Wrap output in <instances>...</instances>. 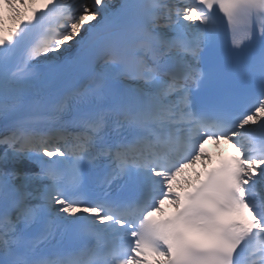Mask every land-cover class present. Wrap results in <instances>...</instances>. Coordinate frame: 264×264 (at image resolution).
<instances>
[{
    "label": "snow or ice",
    "instance_id": "6c2138e0",
    "mask_svg": "<svg viewBox=\"0 0 264 264\" xmlns=\"http://www.w3.org/2000/svg\"><path fill=\"white\" fill-rule=\"evenodd\" d=\"M0 264H264V0H0Z\"/></svg>",
    "mask_w": 264,
    "mask_h": 264
}]
</instances>
